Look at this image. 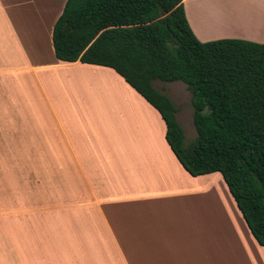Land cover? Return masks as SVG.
Here are the masks:
<instances>
[{
  "label": "crops",
  "instance_id": "0c3cea01",
  "mask_svg": "<svg viewBox=\"0 0 264 264\" xmlns=\"http://www.w3.org/2000/svg\"><path fill=\"white\" fill-rule=\"evenodd\" d=\"M65 2L0 0V246L6 245L0 250V264H7L9 256L18 260L16 264H112L105 252L123 254L119 264H255L247 251L258 253V264H264V245L249 228L250 243L242 246L206 242L209 226L201 228L200 222L203 218L206 225L210 217L192 213L184 199L196 200L199 185L207 181L200 178L220 172L191 175L170 148L157 109L114 69L56 58L52 33ZM182 3L192 32L202 42L225 38L264 42V0ZM24 71L34 73L41 93L45 87L39 71L63 73L45 79L54 84L48 87L47 104L36 89L24 107ZM90 71L97 73L92 80L86 79ZM61 79L62 87L69 89H59ZM103 80L115 81L124 96L133 99L123 101L124 97L122 102L112 101V106L102 99L115 113L112 127L119 129L85 133L79 125L94 121L93 105L79 98L80 88ZM159 91L173 102L179 122L176 100ZM119 103L129 111L118 110ZM37 110L46 114L42 130L28 134L35 130ZM134 113L139 116L135 120L142 117L154 125L146 138L125 137L120 121ZM156 127L161 129V142ZM24 137H29L26 143ZM24 168L45 170L47 186L63 188L61 198L40 196L38 181L24 179ZM219 182L221 193L230 200L227 184ZM237 217L247 232L240 211Z\"/></svg>",
  "mask_w": 264,
  "mask_h": 264
},
{
  "label": "trees",
  "instance_id": "16d2710c",
  "mask_svg": "<svg viewBox=\"0 0 264 264\" xmlns=\"http://www.w3.org/2000/svg\"><path fill=\"white\" fill-rule=\"evenodd\" d=\"M52 42L56 58L114 69L157 109L182 166L193 176L220 172L264 245V42L200 41L182 0H66ZM156 79L191 92L196 137L188 145Z\"/></svg>",
  "mask_w": 264,
  "mask_h": 264
},
{
  "label": "rangeland",
  "instance_id": "374dc122",
  "mask_svg": "<svg viewBox=\"0 0 264 264\" xmlns=\"http://www.w3.org/2000/svg\"><path fill=\"white\" fill-rule=\"evenodd\" d=\"M37 2V0H35ZM35 4V3H32ZM42 81H43V86L45 87V91L41 93L39 90H43L42 87L41 89L38 86V83L33 79V72L31 71H24L23 72V103L24 107L30 105V97L33 96L34 91L36 89L38 90L39 93V99L44 103L47 104L46 98H47V93H49V88L48 87H53V81L50 79H47L51 75H57L58 77L62 76L63 73H53V74H48V71L42 72L39 71ZM94 71H90L89 74L86 76V79L92 80L94 78ZM99 83L100 79L98 78ZM98 82V81H97ZM112 83V84H111ZM88 84V83H87ZM86 86L80 88V96L79 98L82 101H86L85 104H90L93 105V116H94V121L88 124H85L79 127L81 130L85 133H90L91 131H94L95 133H103L105 131L109 132H115L119 128L112 127L116 123V118H114V114L112 112V109L109 107H106L104 103H102V99H107L110 101V106L113 105L112 101H121L125 96L123 94V91L116 86L115 81L112 80H103V84H97L96 86L89 84L90 86ZM153 85L156 89L158 90H165L168 94L171 95V97L176 100V105L178 107V111H180V117H179V122L180 125L184 131V143L185 145H188L190 142H192L195 137H196V130L193 124V107L191 104V92L189 89L186 87V84H184L181 81H173V82H165V81H160L158 79L153 81ZM63 86V80L61 79L58 82V87L61 90H67L70 87H62ZM95 88V89H94ZM102 90H108V93L104 95L102 93ZM59 93V92H58ZM62 97V96H61ZM137 97V96H136ZM66 99L65 97H62ZM138 98V97H137ZM63 99V100H64ZM133 99L131 96H126L125 100H130ZM186 103V106L183 107V104ZM126 108V104L124 103H119L118 110H123L125 113L129 111L130 108ZM136 108H133L135 111ZM24 110V117L29 119L27 116L29 114L25 113L27 111L26 109ZM36 115V120L37 122L34 123V129L33 131H28V134H37L38 131L42 130L41 127V122L44 121L46 114H43L42 112H39ZM179 114V112H178ZM119 116V115H118ZM138 118L139 116L135 115V113L132 115V118L126 117V119L120 121V123H123V126H125V132H126V138L131 139V136L134 137H145L146 134L152 132V125L153 123H149V120L143 119L140 117L139 119L141 120H135V118ZM30 120V119H29ZM154 126V125H153ZM127 127V128H126ZM30 128V126H28ZM154 132V131H153ZM106 133V132H105ZM110 133V132H109ZM161 129L156 127L155 134L157 135V139L159 142L160 141V134ZM29 137H24V143L28 141ZM104 140V139H103ZM109 141H112L109 139ZM157 142V141H156ZM160 145V143H159ZM158 145V146H159ZM102 151L103 148H100ZM155 153V152H154ZM101 157H104L105 154H99ZM155 155V154H154ZM159 159V158H158ZM25 161V160H24ZM180 164V163H179ZM168 165V164H167ZM29 168V167H28ZM170 168V165H169ZM215 175H212L210 177H202L200 178V182L204 181V184H200L198 188V194H196V200H194L193 197L184 199L185 204L184 206L187 207L192 213H196L199 215V213L204 214V217H210L209 221H206V225L204 219L202 218V221L200 222L201 228L204 226H209L207 227V239L206 242L210 245L213 244H223L226 245L227 247L229 246H242L247 243H250V240L248 239V234L250 236L251 233L248 230V226L246 224L247 232L243 230V226L239 225L238 222V217H237V212H239L237 205L230 193V200L227 201V195H223L221 193L220 186L218 187V181L220 180L222 183L223 178L220 173H214ZM216 180L213 181L211 180L212 178H215ZM31 178L34 180L38 181V194L40 196H47V195H52L55 196L56 198L60 197L63 195V188L61 187H48L46 184V171L44 170H39V171H30L29 169L24 168V179H27L28 181L31 180ZM219 182V183H221ZM223 186V184H222ZM206 191H209L208 193ZM220 191V192H219ZM209 193H215V196H209ZM218 193V194H217ZM220 195V196H219ZM57 204V203H56ZM202 216V215H201ZM241 220H245L242 219ZM246 222V221H245ZM8 237H4L6 239ZM9 239V238H8ZM249 240V241H248ZM228 244V245H227ZM5 245V244H4ZM0 250L4 249L3 247H6L1 245ZM2 252V251H1ZM13 254V253H12ZM106 258H109L112 262V264H119L121 259L123 260L122 256H120L119 252H112V254L105 252L104 253ZM246 256L248 258H251L255 260V264H258L259 260V255L258 253L254 254L252 251H247ZM16 258L10 257L7 259L8 263L7 264H16L15 260ZM118 259V260H116ZM120 259V260H119Z\"/></svg>",
  "mask_w": 264,
  "mask_h": 264
}]
</instances>
